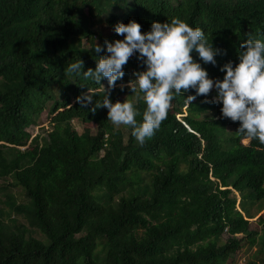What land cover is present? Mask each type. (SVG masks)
I'll list each match as a JSON object with an SVG mask.
<instances>
[{"label":"trees","instance_id":"trees-1","mask_svg":"<svg viewBox=\"0 0 264 264\" xmlns=\"http://www.w3.org/2000/svg\"><path fill=\"white\" fill-rule=\"evenodd\" d=\"M173 16L222 50L218 65H204L213 77L223 78L220 65L237 60L249 32L264 33V0H0V180H11L3 187L9 212L0 198V264H226L243 247H258L246 264H264L258 139L244 144L239 122L203 96L186 106L178 95L141 144L106 107L92 112L76 100L99 87L94 81L65 72L80 58L85 71L95 68L106 50L92 46L123 38L116 23L135 19L148 31ZM141 67L131 57L123 80ZM120 83L113 102L130 96L142 120L146 102ZM47 109L51 130L33 136L27 129ZM12 212L31 228L7 223Z\"/></svg>","mask_w":264,"mask_h":264},{"label":"clouds","instance_id":"clouds-1","mask_svg":"<svg viewBox=\"0 0 264 264\" xmlns=\"http://www.w3.org/2000/svg\"><path fill=\"white\" fill-rule=\"evenodd\" d=\"M141 29L142 24L135 19L120 21L114 31L122 39H105L103 44L92 46L97 54L106 50L98 56L95 68L85 71L81 58L68 65L67 74L99 86L76 97L82 106H91L92 112L106 107L108 120L132 126L134 137L144 144L168 118L176 96L183 95L186 106L203 96L205 103L220 106L222 118L239 122L236 132L245 142L258 139L264 145V33L247 34L240 42L237 60L220 65L224 73L220 78L211 76L204 65H218L222 50L209 41L201 27L173 16L170 21H153L148 31ZM223 53L226 55L227 49ZM134 55L142 67L133 69L132 78L124 81L125 65ZM105 78L107 88L102 83ZM118 80L122 91L129 87L146 102L142 120H137L140 110L132 100L113 102L111 93ZM101 89L102 97L98 95Z\"/></svg>","mask_w":264,"mask_h":264},{"label":"rangeland","instance_id":"rangeland-1","mask_svg":"<svg viewBox=\"0 0 264 264\" xmlns=\"http://www.w3.org/2000/svg\"><path fill=\"white\" fill-rule=\"evenodd\" d=\"M101 29L106 28L105 25L100 27ZM107 31V29H106ZM85 47H90L86 42L84 43ZM130 96L128 97V99L130 100ZM50 109V108H49ZM49 109H47L46 111H44L42 114H40V119H39V124L37 126H33L31 128H28L27 131H29L33 136H37V135H41V136H45L46 135V131L51 130L52 126L50 124V115H49ZM210 115H214L213 113H209ZM75 125L78 123L76 120L74 121ZM120 127H124V124H120L117 125ZM77 129L79 131L82 130L81 127H77ZM128 137V134L126 135V138ZM244 144H248L249 143V139H247V142H245V139L242 140ZM23 150L25 148H22ZM11 181L10 179H1L0 180V198H2V205L1 207L5 208L8 212L10 211L9 206L5 203L6 201V194L3 193V187H5L8 182ZM11 193L14 194V197L18 200L19 203L21 202H25L27 199L24 197V194L22 193V190L20 188H11L9 190ZM236 196L240 202L241 197L239 195V193H236ZM255 208V207H254ZM253 213V210H252ZM256 213V208L254 210V214ZM10 220H17L20 223H24L27 225L28 229H30L31 227L28 225V222L21 217L20 215L13 213L9 216L6 217V222L9 223ZM255 221V220H254ZM11 224V223H10ZM252 228L253 229H258L257 227V223L253 222L252 224ZM35 237H38L39 239H44V236L41 234V232L38 229H35ZM257 251H258V247H253V248H249V247H243L237 254H235L234 256H232L228 262L226 264H246L249 262H252L254 260L257 259Z\"/></svg>","mask_w":264,"mask_h":264}]
</instances>
